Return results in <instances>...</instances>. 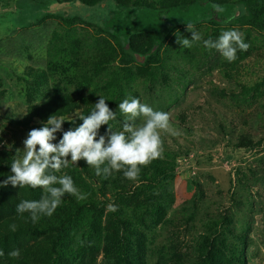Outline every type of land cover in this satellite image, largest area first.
Segmentation results:
<instances>
[{
  "label": "rangeland",
  "instance_id": "obj_1",
  "mask_svg": "<svg viewBox=\"0 0 264 264\" xmlns=\"http://www.w3.org/2000/svg\"><path fill=\"white\" fill-rule=\"evenodd\" d=\"M222 7L216 21L194 25L201 41L190 48L178 45L175 33L190 39L186 23L203 19L204 11L123 12L116 23H124L126 38L137 23L160 33L176 28L163 45V60L146 67L129 62L124 38L105 29L118 9L112 0L96 8L79 0H0V181L12 175L9 160L18 158L30 130L53 115L66 120L64 131L74 129L83 123L75 113L90 115L99 96L117 112L109 122L114 131L123 128L118 104L136 98L168 113L179 132L161 131L160 157L140 166L136 180L114 171L102 185L105 195L89 178L94 168L81 170L82 160L56 173L71 176L80 192L95 191L99 202L101 223L85 216L69 229L70 258L79 257V264H264V145L255 153L235 149L243 138L264 143V34L235 25L246 13L242 5ZM63 16L83 22L67 24ZM227 30L249 45L237 49L233 62L203 46ZM151 44L148 34L133 39L136 49ZM107 128L101 126L100 135ZM55 135L58 143L63 132ZM165 171L154 190L141 181ZM37 189L41 195L28 186L0 187V264H9L5 253L46 242V234L32 231L3 236L10 221L29 214H18L17 205L44 195ZM22 226L23 220L14 232ZM117 233L121 240L108 243Z\"/></svg>",
  "mask_w": 264,
  "mask_h": 264
},
{
  "label": "clouds",
  "instance_id": "obj_2",
  "mask_svg": "<svg viewBox=\"0 0 264 264\" xmlns=\"http://www.w3.org/2000/svg\"><path fill=\"white\" fill-rule=\"evenodd\" d=\"M212 7L217 14L225 11L220 5ZM186 28L192 33L191 38H185L177 30L176 43L190 48L193 43L201 41V36L194 30L192 23H186ZM203 46L217 50L228 62L237 58V49L247 51L249 47L242 34L236 30L222 31L217 40H204ZM99 97L90 115L75 113V119L78 118L83 123L74 129L64 131L63 124L66 120L53 115L41 128L29 131L23 141L24 148L16 150L18 158L11 163L12 175L0 181V187L10 184L18 188H41L44 195L38 201H21L16 208L18 214L23 216L24 213H29L32 222L36 223L41 216L51 217L65 194L83 199L71 176L54 174L60 172L62 167H69L70 163L78 164L84 160L94 168L97 177L103 175L108 178L114 171H122L126 179L134 181L138 177L140 166H147L160 157L161 131L179 135V132L170 127L168 113L154 111L136 98L125 99L118 104L119 113L123 117V128L121 131H114L109 122L117 119V112L110 109L104 97ZM75 119L69 121L74 123ZM103 125L108 128L104 135H100L99 130ZM58 132H63L62 138L58 143H53ZM11 230L15 231L16 226L12 225ZM3 255L4 252L0 251V256ZM8 255L19 258L20 251L16 249Z\"/></svg>",
  "mask_w": 264,
  "mask_h": 264
},
{
  "label": "trees",
  "instance_id": "obj_3",
  "mask_svg": "<svg viewBox=\"0 0 264 264\" xmlns=\"http://www.w3.org/2000/svg\"><path fill=\"white\" fill-rule=\"evenodd\" d=\"M66 2L67 0H53ZM83 3L87 8H96L110 0H79ZM116 3L118 9L115 11L114 16L110 19L105 29L111 32L118 38H124V41L131 48V52L125 53L124 56L131 63H139L143 66H150L153 64L160 63L163 59L161 56V50L163 45L165 44L169 35L176 29L173 28L171 31H166L165 33H160L155 30H145L141 29L140 23H137L136 26H139L138 31L131 33L127 38L125 34H123L124 23L121 21L120 23L116 20L122 18V13L128 10H134L137 12H174V11H189L190 9L201 10L204 11L206 15L203 19H197V21L193 25H197L204 20L215 19L217 13L213 10V5L220 6H232L234 4L242 5L245 9V14L239 17L235 21V25L250 27L252 30L263 33L264 34V0H238L236 3L230 2L229 0H157L153 3H148L146 0H112ZM227 18V16H225ZM61 19L67 24H74L75 22H83V20L78 16L68 17L63 16ZM150 35L152 36V44L146 49H136L133 45V39L136 36L141 35ZM30 122V121H29ZM29 122L23 123L25 126H28ZM264 143L259 142L257 145L254 144L251 140L247 138H243L235 149L244 150L246 153H255L258 149L262 148ZM14 160L10 159L9 163L11 164ZM81 170L84 173H88L89 166L87 163L82 160V165L80 166ZM57 175L56 173H54ZM167 177V172H164L163 176H157L152 180H148L147 178H141L142 183H144L145 187L149 190L156 189L159 185L164 183V179ZM89 178L93 179V183L96 185L97 182L101 184L99 187V191L103 195L105 192L103 187L110 180L111 176L105 178L103 175L97 177L95 172L89 175ZM103 185V187H102ZM57 187L59 185H56ZM100 186V185H99ZM32 189V188H31ZM88 189V188H87ZM32 191H36L42 194L37 188L32 189ZM95 191L88 192H80V195L83 196V199H78L76 196L71 194H65L62 197L61 203L58 208L55 210L51 217L49 216H41L36 223L32 222V219L29 214L25 216L23 219H17L16 223L10 221L9 227L7 231L3 232V236L10 237L16 236L18 238L19 234L24 231H32L35 233H39V235H47L46 242L37 244L35 247L26 248L20 251L19 258H11L8 253H5L6 260L9 261V264H79V257H72L74 252H70L72 248L68 246L72 240H69V229L73 224H77L80 219H84L85 216H88L91 222H99L101 223L100 216V208L99 202L96 201L94 196ZM124 218H121L119 222H121L122 227L126 226ZM24 221L26 226H22L20 230L14 232L11 230V226L15 225L17 229V225ZM118 222V223H119ZM97 223V224H100ZM96 231L97 228L95 227ZM119 233L115 236H111L108 239V243H118L121 239ZM127 249V246H121L120 249ZM125 254L129 255L127 251H122ZM139 260L141 258L138 256ZM6 261V262H7ZM81 264H87L85 259H82Z\"/></svg>",
  "mask_w": 264,
  "mask_h": 264
}]
</instances>
